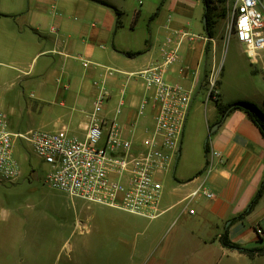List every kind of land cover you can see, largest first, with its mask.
<instances>
[{
    "label": "crops",
    "instance_id": "1",
    "mask_svg": "<svg viewBox=\"0 0 264 264\" xmlns=\"http://www.w3.org/2000/svg\"><path fill=\"white\" fill-rule=\"evenodd\" d=\"M113 8L121 12L120 18ZM144 10L146 17L154 11L145 27ZM204 18L202 0H0V61L13 58L26 65L16 77L33 88L29 96L42 114V128H65L82 138L103 89L107 96L98 116L117 119L123 134L139 141L152 128L154 110L148 103L138 114L150 92L137 73L152 62H162L164 52L172 47L167 39L171 44L179 42V59L166 67L164 79L191 94L204 92V104L213 105L210 120H205L208 139L194 168L188 164H192V139L186 138L185 123L177 163L159 177L164 186L159 215L147 219L131 214L136 218L124 223L122 231L110 229L105 234L82 222L78 234L85 239L68 244L69 255L88 259L90 253L88 264H264V255L219 241L226 234L239 249L264 246V191L253 208L237 218L264 179V139L240 110L221 120L216 105H222L221 82L216 80L212 98L209 81L217 77V55L228 41L217 32L220 19H215L212 36H207ZM125 52L139 54L127 57ZM249 63L253 86L248 99L264 113V51ZM192 106L189 115L196 109ZM170 173L175 177L172 183H168ZM199 185L213 198H191ZM142 224L138 232L136 227ZM256 229L263 231L262 237ZM101 249L105 261L100 259Z\"/></svg>",
    "mask_w": 264,
    "mask_h": 264
},
{
    "label": "built area",
    "instance_id": "2",
    "mask_svg": "<svg viewBox=\"0 0 264 264\" xmlns=\"http://www.w3.org/2000/svg\"><path fill=\"white\" fill-rule=\"evenodd\" d=\"M229 4V3H228ZM227 41L233 38L249 59L264 51L263 0H233L228 5ZM137 73L148 99L138 107L142 115L149 103L154 110L152 128L135 141L123 134L117 119L98 116L107 93L100 89L94 102L91 123L82 138L65 128L54 131L30 129L11 131L7 115L0 111V182L14 183L21 176L16 152L31 149L47 167L44 183L70 198L88 204L110 207L129 214L153 219L159 215L161 196L159 177L167 173L179 155L183 129L191 105V93L164 79L165 69L178 61L179 42ZM215 78H210V96L216 97ZM118 113V110H117ZM213 156L220 157L218 152ZM213 198L203 185L190 197ZM189 213H193L192 210ZM259 237L261 229H256Z\"/></svg>",
    "mask_w": 264,
    "mask_h": 264
},
{
    "label": "rangeland",
    "instance_id": "3",
    "mask_svg": "<svg viewBox=\"0 0 264 264\" xmlns=\"http://www.w3.org/2000/svg\"><path fill=\"white\" fill-rule=\"evenodd\" d=\"M210 1L212 8L210 17L213 21L220 19L217 32L224 37L228 22V5H231L233 0ZM145 13L144 10V27L150 21V17L152 18L154 11L148 17ZM217 59V77L213 76V79L215 78L216 86V80L221 82L219 103L225 106L237 100H244L258 108L255 102L248 99L253 86L251 82L253 74L250 72L252 66L244 53V48L231 38L230 42L228 40L221 46ZM1 60L3 63L0 64V111L7 115L10 130L15 132L30 129L47 130L39 123L42 114L34 105L37 102L29 96L33 88L16 77L27 69L26 65L14 61L13 58ZM204 101V92L191 94V106L196 108L192 114H188L186 120V138L192 139L190 146L192 164L188 162L191 168H194L193 163L197 154L203 152L204 143L208 139L205 120H210L213 105L204 104ZM26 147L28 146L25 145L24 151L16 152L21 169L18 181L0 182V264H88L91 260L90 253L88 259H85V256L75 253L69 255L66 249L68 244L74 243L77 239L80 241L85 239V236L78 234L82 230V222L93 230L105 234L110 229L122 231L123 224L131 222L136 216L106 206L88 204L48 187L43 181L47 167L30 148L27 151ZM177 159L178 157L174 160L172 169ZM174 181L175 177H172L171 173L168 174V183ZM163 189L164 186L161 185V190ZM143 228V224L136 227L138 232ZM103 238L105 239L104 235ZM126 239L129 240L128 233ZM104 247L105 245L102 248ZM100 254L101 261L102 259L105 261L104 249L100 250Z\"/></svg>",
    "mask_w": 264,
    "mask_h": 264
},
{
    "label": "trees",
    "instance_id": "4",
    "mask_svg": "<svg viewBox=\"0 0 264 264\" xmlns=\"http://www.w3.org/2000/svg\"><path fill=\"white\" fill-rule=\"evenodd\" d=\"M202 1L204 3V6H205V25H204V28H205V32H206L207 36L211 37L212 36V28H213V25L215 23V21H213L212 18L210 17V13L212 10V8L210 7L211 1L210 0H202ZM102 3L107 5V3H105V2H102ZM114 11H115L117 18H120L121 12H119L116 9H114ZM138 54H139L138 52H135V53L125 52L124 53V55L127 57L136 56ZM216 105H217V109L219 111L221 120H222V118H224L225 116H227L230 112H232L234 110H240V111L244 112L247 115V117L249 118V120L257 127L261 136L264 139V113L262 111H260L255 105H253L252 103H250L248 101H244V100H237V101L231 102L225 106L219 105V104H216ZM263 191H264V179L262 180L258 191L256 192V194L254 195V197L250 201V203L247 206V208L245 209V211L242 214H240L237 218H240L243 214H246L247 212H249L253 208L254 204L261 197ZM219 241L223 246H226L229 248H235V249L241 250L242 252H245L248 254L264 255V246H262L260 248L250 249V250L239 249L237 246L229 243V241L227 240L226 234H223L222 236H220Z\"/></svg>",
    "mask_w": 264,
    "mask_h": 264
},
{
    "label": "water",
    "instance_id": "5",
    "mask_svg": "<svg viewBox=\"0 0 264 264\" xmlns=\"http://www.w3.org/2000/svg\"><path fill=\"white\" fill-rule=\"evenodd\" d=\"M204 21H205V18H204ZM217 124H215L213 127H212V129H211V131H213V130H215L216 128H217Z\"/></svg>",
    "mask_w": 264,
    "mask_h": 264
}]
</instances>
